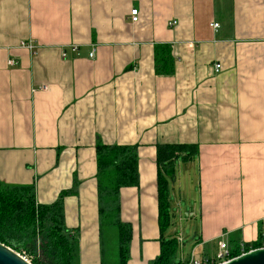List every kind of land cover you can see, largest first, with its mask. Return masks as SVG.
Masks as SVG:
<instances>
[{"label":"crops","instance_id":"1","mask_svg":"<svg viewBox=\"0 0 264 264\" xmlns=\"http://www.w3.org/2000/svg\"><path fill=\"white\" fill-rule=\"evenodd\" d=\"M28 40L33 52L19 46ZM159 44L171 50L170 75L155 73ZM98 143L137 147L139 184L119 192L120 221L131 227L126 264H153L171 239L176 263L214 258L220 241L256 244L264 0H0V180L33 185L43 205L76 190L63 210L79 237V264H102ZM167 144L198 147L173 168L180 178L181 166L194 169L198 207L172 212L170 201L160 235L156 148ZM177 221L192 229L189 253Z\"/></svg>","mask_w":264,"mask_h":264},{"label":"trees","instance_id":"2","mask_svg":"<svg viewBox=\"0 0 264 264\" xmlns=\"http://www.w3.org/2000/svg\"><path fill=\"white\" fill-rule=\"evenodd\" d=\"M154 67L159 75L173 73L168 45L154 46ZM95 152L99 228L109 219V226L118 229V264H126L131 227L120 221L119 192L121 188L139 184L137 147L98 143ZM197 154L198 147L190 144L156 148L157 164L161 167L157 172L160 235L170 224L169 181L174 179V163L179 159L189 161ZM74 194L75 189L62 191L55 202L37 204L33 185L13 186L0 180V243L15 252H24L31 264H79V237L65 226L63 210L64 197ZM175 258V239H171L163 242L153 264L175 263Z\"/></svg>","mask_w":264,"mask_h":264},{"label":"rangeland","instance_id":"3","mask_svg":"<svg viewBox=\"0 0 264 264\" xmlns=\"http://www.w3.org/2000/svg\"><path fill=\"white\" fill-rule=\"evenodd\" d=\"M181 172L183 174L181 178L176 171L174 179L169 181V197L171 201V211L180 210L182 214H186V211L190 212L191 209H195V206L198 207V204L196 203V201H198V189L196 188L194 169L192 168L188 170L184 166H181ZM175 227L178 232L184 233L186 241L184 244L186 252L189 253L190 247H186V245H189L191 242V227L188 224H185V222L180 221H177ZM117 230L118 229L115 227L109 226V219L104 220L101 224V241L103 244L102 264H118L119 252Z\"/></svg>","mask_w":264,"mask_h":264},{"label":"built area","instance_id":"4","mask_svg":"<svg viewBox=\"0 0 264 264\" xmlns=\"http://www.w3.org/2000/svg\"><path fill=\"white\" fill-rule=\"evenodd\" d=\"M137 14V10L133 9L131 10V16H133V21H135L134 16H136ZM176 21H172L171 23H169V25H175ZM213 27L216 29L218 27L217 24H214ZM21 48H24L26 50H29L31 52H33L36 48V45L33 44V42L31 40L28 41H23L20 43L19 45ZM75 50V49H73ZM90 57L92 56V53L89 55ZM7 64L9 66H14L15 62L13 60H8ZM220 69V64L215 65V70L218 71ZM43 89H45V87H43ZM181 233L179 234V240L181 242L182 236H180ZM219 246V251L218 253L215 255L214 258L211 259H200L198 257H195L194 255H191L190 259L187 262H179V263H171V264H225L227 262H229L232 259H235L241 255H244L248 252H251L253 250L256 249H264V233H262L261 235H259V237L257 238V242L256 245L254 246H247L245 244H240L239 246H236L234 248H230L228 246V244H226L223 241H220L218 243ZM21 258L27 262L30 263V259L27 257V255L22 252V253H18Z\"/></svg>","mask_w":264,"mask_h":264},{"label":"water","instance_id":"5","mask_svg":"<svg viewBox=\"0 0 264 264\" xmlns=\"http://www.w3.org/2000/svg\"><path fill=\"white\" fill-rule=\"evenodd\" d=\"M0 264H29L15 251L0 243ZM225 264H264V249H256Z\"/></svg>","mask_w":264,"mask_h":264},{"label":"bare ground","instance_id":"6","mask_svg":"<svg viewBox=\"0 0 264 264\" xmlns=\"http://www.w3.org/2000/svg\"><path fill=\"white\" fill-rule=\"evenodd\" d=\"M16 253V252H15ZM17 255H19L18 253H17ZM20 256V255H19ZM21 257V256H20ZM27 262V261H26ZM29 263V262H28ZM29 264H31V262L29 263Z\"/></svg>","mask_w":264,"mask_h":264}]
</instances>
